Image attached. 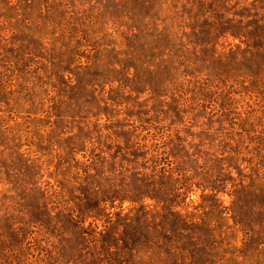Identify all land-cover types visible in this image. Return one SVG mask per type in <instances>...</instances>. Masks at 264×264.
Segmentation results:
<instances>
[{
  "label": "rangeland",
  "instance_id": "obj_1",
  "mask_svg": "<svg viewBox=\"0 0 264 264\" xmlns=\"http://www.w3.org/2000/svg\"><path fill=\"white\" fill-rule=\"evenodd\" d=\"M127 148L173 168L175 210L203 225L189 257L264 264V0H0V264L158 260L162 204L123 190L101 220L77 187H129ZM117 212L135 218L126 257L92 238Z\"/></svg>",
  "mask_w": 264,
  "mask_h": 264
},
{
  "label": "trees",
  "instance_id": "obj_2",
  "mask_svg": "<svg viewBox=\"0 0 264 264\" xmlns=\"http://www.w3.org/2000/svg\"><path fill=\"white\" fill-rule=\"evenodd\" d=\"M172 142H169L170 144ZM171 145V144H170ZM172 151H174V147H172ZM128 150L125 152L124 149L119 150L117 154L112 158V161L120 165V167H124V163H132V169H127V171H131L132 176L130 178L129 187L128 184L123 186L116 187L110 186V193L108 195L99 197L102 192V189L96 188L93 184L94 182L91 179H85L80 182V185L77 187H88L90 191H93L98 196V205L96 214H93L96 219L102 220V214L105 210L101 207L102 203H106L111 201L113 206L116 201H120L121 204L124 203V200H131L132 202H140L144 197H150L157 201L158 204H162V211H159L153 214V219L151 224L154 225V231L152 233H156V241L154 245L158 249L157 256L158 260L149 261L148 264H200L197 261H194L190 256V246L193 245V241L196 244H199L200 239H196L195 229L199 227V230H203L202 226L195 222L194 214L191 215H183L179 211H176V207L180 205V203L185 200L182 199L179 201V198L185 193L179 192L182 187H178L179 180L174 176L173 168L171 171L164 168L158 163V157H154L152 162L149 163V160L146 159L149 157L148 152L144 151L142 148H127ZM156 155V154H155ZM178 155V154H177ZM172 164V163H171ZM159 168H163L162 171H159ZM141 169L146 170V172H141ZM118 169L114 170L116 174ZM128 177H125L127 180ZM74 187L68 188L69 192L74 191ZM76 187V188H77ZM113 188V189H112ZM130 188V189H127ZM80 189V188H77ZM76 189V190H77ZM151 189V190H150ZM126 191L125 194H128L129 197H121L122 191ZM129 190V192L127 191ZM99 194V195H98ZM185 198V197H184ZM75 207H79V204ZM89 209V208H88ZM93 213V210L89 209V214ZM72 212H78V216L85 215L84 209L82 210H73ZM86 214V215H87ZM148 213L144 211V209L138 210L136 213V217L140 215V217H146ZM75 214H73L74 216ZM116 216V218H114ZM70 218V222L74 220L73 217L68 216ZM104 229L100 232H94L92 235L93 241H96L98 244L100 243L103 247L102 250L109 251L111 248H116L118 250L119 255L122 257H126L129 255V252L134 249H138V244H132L131 238L127 235V231H133V221L135 218L131 216V213H127L122 215V212H117L113 214H105L104 215ZM85 217H82V220ZM158 221V222H157ZM173 221L175 230L173 237L174 239L165 238L162 236L163 233L167 235L171 234L170 231L166 228L168 222ZM81 222V220H80ZM203 224L205 222L203 221ZM125 230V231H124ZM140 229L137 227L136 231L138 232ZM124 231L123 233H120ZM84 229L80 226V236L84 237V233H86ZM88 233V232H87ZM143 236V235H142ZM141 237V236H140ZM138 237V238H140ZM141 239V238H140ZM124 241L125 245H118L119 241ZM185 241H189V243H185ZM151 246V244H149ZM147 245L140 246L146 247ZM189 246V247H188ZM148 248V247H147ZM100 254V251H99ZM43 263L48 264L46 260ZM41 263V264H43ZM207 264V260H204L201 264Z\"/></svg>",
  "mask_w": 264,
  "mask_h": 264
}]
</instances>
